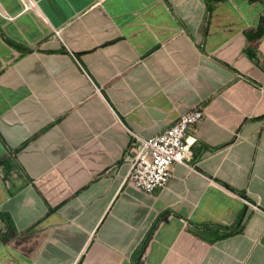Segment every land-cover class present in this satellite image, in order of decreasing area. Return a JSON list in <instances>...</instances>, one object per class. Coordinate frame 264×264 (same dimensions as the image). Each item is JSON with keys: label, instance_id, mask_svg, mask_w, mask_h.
Returning a JSON list of instances; mask_svg holds the SVG:
<instances>
[{"label": "crops", "instance_id": "obj_1", "mask_svg": "<svg viewBox=\"0 0 264 264\" xmlns=\"http://www.w3.org/2000/svg\"><path fill=\"white\" fill-rule=\"evenodd\" d=\"M0 0V264H264V0ZM202 105L188 167L126 185Z\"/></svg>", "mask_w": 264, "mask_h": 264}, {"label": "built area", "instance_id": "obj_2", "mask_svg": "<svg viewBox=\"0 0 264 264\" xmlns=\"http://www.w3.org/2000/svg\"><path fill=\"white\" fill-rule=\"evenodd\" d=\"M22 1L25 8L34 7L32 0ZM206 115L205 108L197 105L162 134L148 140L137 137L124 183L148 194L165 188L175 164L188 167L197 143L198 125Z\"/></svg>", "mask_w": 264, "mask_h": 264}, {"label": "trees", "instance_id": "obj_3", "mask_svg": "<svg viewBox=\"0 0 264 264\" xmlns=\"http://www.w3.org/2000/svg\"><path fill=\"white\" fill-rule=\"evenodd\" d=\"M259 33H260V35H263L264 34V30L261 29Z\"/></svg>", "mask_w": 264, "mask_h": 264}]
</instances>
